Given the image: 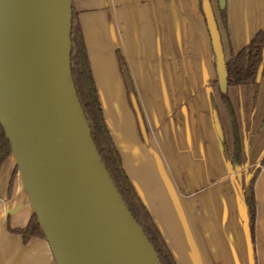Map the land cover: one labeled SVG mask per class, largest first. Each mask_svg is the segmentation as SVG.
I'll return each instance as SVG.
<instances>
[{"label":"crops","instance_id":"1","mask_svg":"<svg viewBox=\"0 0 264 264\" xmlns=\"http://www.w3.org/2000/svg\"><path fill=\"white\" fill-rule=\"evenodd\" d=\"M209 1L225 59L264 28V0H225V29L217 0ZM71 2L105 125L175 263L264 264V166L254 183L252 253L240 199L241 187L264 153V75L255 98L251 85L231 88L237 96L230 100L234 111L247 109V167L234 172L214 128L210 97L218 88L202 0ZM117 52L132 78L147 143L126 96ZM13 170L10 157L0 168V264H54L44 239L24 244L10 232L26 226L32 215L17 176L8 195Z\"/></svg>","mask_w":264,"mask_h":264},{"label":"water","instance_id":"2","mask_svg":"<svg viewBox=\"0 0 264 264\" xmlns=\"http://www.w3.org/2000/svg\"><path fill=\"white\" fill-rule=\"evenodd\" d=\"M217 2L225 7V0ZM202 11L217 88L226 94L225 57L209 0H202ZM71 23V0H0V127L22 191L54 264H160L91 138L71 76ZM263 71L264 47L257 85ZM131 106L147 143L134 97ZM213 122L222 143L215 111ZM244 214L252 253L245 208Z\"/></svg>","mask_w":264,"mask_h":264},{"label":"trees","instance_id":"3","mask_svg":"<svg viewBox=\"0 0 264 264\" xmlns=\"http://www.w3.org/2000/svg\"><path fill=\"white\" fill-rule=\"evenodd\" d=\"M218 17L224 29L226 28V12L225 7L219 9ZM217 22V20H216ZM218 28L219 24L217 22ZM71 45V63L70 70L73 84L76 90L81 109L84 113L91 138L100 159L106 168L114 186L116 187L120 197L122 198L127 210L131 214L136 224L148 240L154 250L160 264H176L168 247L162 239L158 229L156 228L152 218L150 217L145 205L140 200L134 187L132 186L128 176L126 175L121 157L112 141L109 131L105 125L101 104L98 93L90 69L88 55L81 32L80 24L72 6V23L70 32ZM264 47V28L259 30L254 37L237 53L231 55L225 60V68L227 73L228 89L233 87H241L251 85L254 89V98L258 85L255 83L258 67L262 60V51ZM117 64L119 74L131 105V97L136 99V93L133 86L132 78L126 61L117 52ZM213 85L217 87V81H213ZM219 93V92H218ZM220 100L225 104L228 113L231 115L232 142L230 145L225 139L222 141V151L225 161L231 168L240 169L244 167L243 162V146L235 120V111L231 101L226 94L219 93ZM211 103L216 111L215 99L211 95ZM11 156L9 143L5 139L2 128L0 127V168L2 164ZM264 166V154L260 159L259 166L255 168L245 183L241 200L245 208L248 232L251 245L253 244L254 223H255V199H254V183L260 172V168ZM17 176V169L14 166L12 176L8 186V195H10L13 182ZM10 232L20 236L25 244L31 238L44 239L39 229L37 219L32 214L26 226L20 229H10Z\"/></svg>","mask_w":264,"mask_h":264},{"label":"rangeland","instance_id":"4","mask_svg":"<svg viewBox=\"0 0 264 264\" xmlns=\"http://www.w3.org/2000/svg\"><path fill=\"white\" fill-rule=\"evenodd\" d=\"M225 54H227V52H225ZM226 56H228V55H226ZM232 89H234V88H232ZM232 91H231V88H229L227 95H228L230 100H231L232 94L235 95V93H236V92H234L236 90H232ZM213 93H214V97H216V101L218 103L219 116H220V119L222 121V126H223V128L225 130L224 131L225 140L230 145V143L232 142L231 115L228 113L227 108L225 107V104L223 102H221L220 96H219V93H218L217 89H215ZM236 98H237V96H236ZM243 99L246 100V98L244 96H243ZM234 101H235V99H234ZM235 102H234V104H235ZM240 110L241 109H239L237 107L235 108V111H236L235 112L236 113L235 114V120H236V123H237L238 131H239V135H240V140H241V143H242V146H243V152H245V149H246V147H245V145H246V137H247V129H245V127L247 126L246 125L247 109H245L244 113H243V110L242 111H240Z\"/></svg>","mask_w":264,"mask_h":264},{"label":"flooded vegetation","instance_id":"5","mask_svg":"<svg viewBox=\"0 0 264 264\" xmlns=\"http://www.w3.org/2000/svg\"><path fill=\"white\" fill-rule=\"evenodd\" d=\"M215 19H216V17H215ZM217 23V22H216ZM218 26V25H217ZM218 30H219V28H218ZM220 33V32H219ZM221 37V36H220ZM225 60H227V59H225ZM263 75H264V71H263ZM263 75H262V78H263ZM262 80V79H261ZM261 82V81H260ZM216 87V86H215ZM229 90V89H228ZM228 90H227V94H228ZM257 91V90H256ZM219 92V91H218ZM220 93V92H219Z\"/></svg>","mask_w":264,"mask_h":264}]
</instances>
